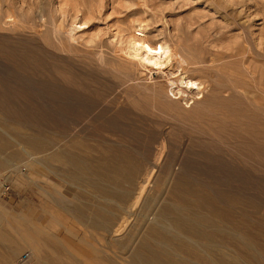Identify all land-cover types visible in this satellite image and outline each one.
I'll use <instances>...</instances> for the list:
<instances>
[{"label":"rangeland","instance_id":"obj_1","mask_svg":"<svg viewBox=\"0 0 264 264\" xmlns=\"http://www.w3.org/2000/svg\"><path fill=\"white\" fill-rule=\"evenodd\" d=\"M0 16V77L44 83L19 91L0 87V133L8 146L0 150V162L7 160L0 163V178L18 193L15 199H0V218L20 215L25 222L16 224L25 238L47 243L44 256H37L31 244L22 242L14 264L51 257L53 244L73 258H86L76 208L88 203L94 209L105 202L109 210L115 200L108 194L112 184L96 194L68 178L56 156L65 151L60 157L95 164L100 147L119 141L105 132L114 124L126 126L120 141L149 145L151 158L163 141H169L178 159L191 154L187 148L203 145L200 163L210 167L213 156L227 161L218 169L221 182L256 206L251 219L264 218V0H0ZM6 17L14 24H7ZM142 31L150 44L169 47L164 72L126 57L128 44ZM35 38L42 49L33 44ZM185 78L209 84L204 99L185 106L169 95L171 85ZM43 104L51 118L42 122L26 115ZM156 119L162 124L152 123ZM35 134L48 137L51 146L34 148V139L20 137ZM142 168L124 213L131 222L138 210L132 203L148 171ZM120 187L125 190L128 183ZM153 187L152 175L151 194ZM35 216L36 228L27 223ZM7 222L4 228L14 231ZM120 233L108 239H119ZM87 235L94 240L90 255L101 247L108 256L111 249L97 243L100 233Z\"/></svg>","mask_w":264,"mask_h":264},{"label":"bare ground","instance_id":"obj_2","mask_svg":"<svg viewBox=\"0 0 264 264\" xmlns=\"http://www.w3.org/2000/svg\"><path fill=\"white\" fill-rule=\"evenodd\" d=\"M6 18L7 24H14V18ZM1 19L0 16V22ZM136 34L140 37L130 41L129 46L127 45L129 48L125 53L127 56H125L135 59L148 69H159L160 73L164 72L166 60L170 55L169 47L163 43L150 44L143 31ZM33 44L36 48H43L41 42L36 38L33 39ZM28 85L43 86L44 83L43 80L31 81L28 79L22 82V79L14 78L12 75L0 77L1 88L19 91V87L28 88ZM208 85L206 81L185 78L182 82L171 85L169 95L179 97L183 105L189 106L195 101L204 99ZM75 91L78 92L77 90L71 92ZM12 97L10 95L9 100ZM46 108L44 104L42 107H32L31 112L27 110L30 113L26 115L33 119H42L44 122L48 119L47 117H52V111L45 110ZM135 113L133 112V114ZM19 115H23V112ZM60 116L63 117L62 113ZM44 117H46L45 120ZM152 123L162 124L160 119H156ZM171 129H174V125L171 126ZM106 131L113 136H118L119 141H112L109 142V145L100 147L95 164H92L88 158L80 160L76 157H60L65 156V151L60 156L59 154L56 156L57 160L66 167L65 172L68 178L81 183L90 191L100 193L104 189L105 183L112 184V190L108 193L115 199L113 205L109 206L111 209H105V202H99L98 207L94 209L89 207L88 203H81V209L76 208L83 229L81 250L86 258L82 260L73 258L68 250H63V247L60 249L52 242L53 247L48 249L51 251L49 252L51 257L49 255H46L49 257L45 259L38 257L34 264H264V218L260 216L251 219V215L256 213V206L245 196L233 195L223 185L224 183L221 182L223 177L218 174L221 173L218 172L222 163L218 159L221 157H211V165L209 164L210 167H207L204 166V163H200L202 162L200 159L201 148L206 149L203 145L193 146L195 149L187 148L191 154L178 159V156L174 157L169 141H163L159 147H155L156 151L154 155L152 154L154 157L151 158L149 155L153 150L149 145L139 142L132 143L129 139H127V143L120 141L126 131V126L114 124ZM160 133L162 134V132ZM167 136L171 137V133L168 132ZM20 137L34 139V148L51 146L50 139L40 134ZM214 153L219 154L218 151ZM5 162L7 163L6 159ZM224 163H226L225 165L229 164L227 161ZM141 167L148 171L132 203V208L138 206V210L135 219L131 222L125 218L124 213L135 193ZM152 175L155 191L153 194L147 189ZM230 179H232V175L229 176ZM123 182L128 183V188L125 190L120 187ZM160 185L166 187L163 193L160 190ZM123 203L125 207H123ZM123 217V221L119 224V219ZM10 226L12 227V225ZM4 229L2 227L1 230ZM7 230L13 238H10L13 242L7 239V242H11V244L8 243L10 245L5 249L2 264H14L22 242L31 244L37 256L44 254L47 243L42 239L41 242L35 243L25 238L24 231L16 228L14 231ZM122 230L123 235L118 237L119 239H108L111 233L118 234ZM95 232L100 233L97 243L101 244L102 248L111 249L110 257H108L110 255L108 250L105 249L109 252H106L108 256L100 252L101 247H98L99 252L96 251V255H90L92 254L90 253V251L92 252L91 248L94 247V240L87 233ZM55 240H58L57 237ZM0 244L2 245V243ZM57 244L60 245V242Z\"/></svg>","mask_w":264,"mask_h":264},{"label":"crops","instance_id":"obj_3","mask_svg":"<svg viewBox=\"0 0 264 264\" xmlns=\"http://www.w3.org/2000/svg\"><path fill=\"white\" fill-rule=\"evenodd\" d=\"M3 147V148H2ZM8 146H7V139H6V135H5V133H0V150L1 149H6ZM3 162V163H2ZM2 162H0V163H2V164H7L6 162H5V159H4V161H2ZM8 214H3L2 216H1V218H0V221L2 222H0V224H2V225H0L1 227H0V239L2 240V242H1V240H0V243H2V245L0 244V254H2V255H0V264H2V258L4 257L3 256V254H5V249L11 244V242H7V239L8 240H11V239H13L12 237H11V235H9L8 234V230L5 228L4 230H1L2 229V227H4L3 226V222L4 221H6V216H7ZM10 218H12L13 220H12V222L11 221H9V222H7V223H9L10 225H12V226H14L13 228H16V229H18L17 228V224H16V220L17 221H19V222H21L22 220L24 221V219L20 216V215H8ZM9 218V219H10ZM11 220V219H10ZM25 222V221H24ZM39 221H37V216H35V221L34 222H27V223H29L32 227H34V228H36V227H38V225L36 224V223H38ZM16 226V227H15ZM7 230V231H6ZM7 233V234H4V233ZM3 235V236H2ZM6 235V236H5ZM9 236V238H7ZM5 237V238H4ZM11 238V239H10ZM6 240V241H5ZM12 242H13V240H11ZM5 242V244H3ZM7 243V244H6ZM8 243H10V244H8ZM2 252V253H1Z\"/></svg>","mask_w":264,"mask_h":264},{"label":"built area","instance_id":"obj_4","mask_svg":"<svg viewBox=\"0 0 264 264\" xmlns=\"http://www.w3.org/2000/svg\"><path fill=\"white\" fill-rule=\"evenodd\" d=\"M18 197L17 191H15L9 184V182L0 178V199H15ZM22 259L26 258V252L22 253Z\"/></svg>","mask_w":264,"mask_h":264}]
</instances>
